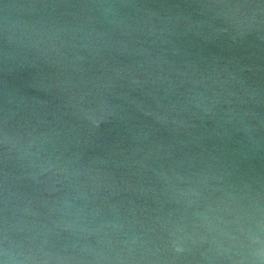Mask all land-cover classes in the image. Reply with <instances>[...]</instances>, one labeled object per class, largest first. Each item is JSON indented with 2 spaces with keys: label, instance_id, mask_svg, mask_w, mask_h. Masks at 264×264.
Segmentation results:
<instances>
[{
  "label": "water",
  "instance_id": "1",
  "mask_svg": "<svg viewBox=\"0 0 264 264\" xmlns=\"http://www.w3.org/2000/svg\"><path fill=\"white\" fill-rule=\"evenodd\" d=\"M0 264H264V0H0Z\"/></svg>",
  "mask_w": 264,
  "mask_h": 264
}]
</instances>
